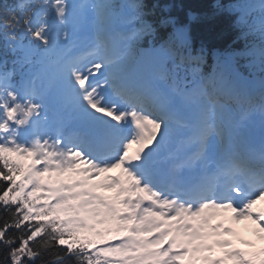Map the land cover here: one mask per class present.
I'll return each instance as SVG.
<instances>
[{
    "label": "snow or ice",
    "instance_id": "6c2138e0",
    "mask_svg": "<svg viewBox=\"0 0 264 264\" xmlns=\"http://www.w3.org/2000/svg\"><path fill=\"white\" fill-rule=\"evenodd\" d=\"M172 7L0 4V264H264V0Z\"/></svg>",
    "mask_w": 264,
    "mask_h": 264
},
{
    "label": "trees",
    "instance_id": "16d2710c",
    "mask_svg": "<svg viewBox=\"0 0 264 264\" xmlns=\"http://www.w3.org/2000/svg\"><path fill=\"white\" fill-rule=\"evenodd\" d=\"M4 2L5 0H0V4ZM7 2L12 3V0ZM235 2L236 0H161V3L173 5L170 14L182 23H189L188 13H194L199 19L191 22L193 31L201 35L211 32L215 37L216 46L221 48L230 44L236 48L243 46V41H236L233 44L237 31L231 27L230 20L235 19V14L215 8L216 4H220L226 9L228 5Z\"/></svg>",
    "mask_w": 264,
    "mask_h": 264
},
{
    "label": "rangeland",
    "instance_id": "374dc122",
    "mask_svg": "<svg viewBox=\"0 0 264 264\" xmlns=\"http://www.w3.org/2000/svg\"><path fill=\"white\" fill-rule=\"evenodd\" d=\"M106 194H110V193H106ZM233 228L235 229V231L237 233V236H233V238H235L234 241H233L234 243L239 244V243L242 242V243H244L243 245H245L246 243H248L249 241H252L254 239L256 242H258L257 248L260 249L261 247H264V240L260 239L259 235L255 231V226L254 225L251 224L250 230H247L248 233L251 235L250 239L247 242L243 241L240 231L236 227H233ZM221 254H222L221 250L213 251V253H212V255H214V256H220Z\"/></svg>",
    "mask_w": 264,
    "mask_h": 264
},
{
    "label": "bare ground",
    "instance_id": "6f19581e",
    "mask_svg": "<svg viewBox=\"0 0 264 264\" xmlns=\"http://www.w3.org/2000/svg\"><path fill=\"white\" fill-rule=\"evenodd\" d=\"M232 226H235L240 232L250 230L251 222L250 221H245V222H240L239 224H232ZM247 234L246 232H243L242 235Z\"/></svg>",
    "mask_w": 264,
    "mask_h": 264
}]
</instances>
